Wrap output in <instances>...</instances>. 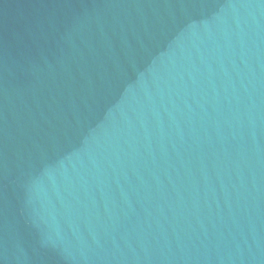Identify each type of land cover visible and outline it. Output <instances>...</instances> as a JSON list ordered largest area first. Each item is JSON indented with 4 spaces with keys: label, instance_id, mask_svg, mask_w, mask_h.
Masks as SVG:
<instances>
[{
    "label": "water",
    "instance_id": "water-1",
    "mask_svg": "<svg viewBox=\"0 0 264 264\" xmlns=\"http://www.w3.org/2000/svg\"><path fill=\"white\" fill-rule=\"evenodd\" d=\"M0 264H264V0H0Z\"/></svg>",
    "mask_w": 264,
    "mask_h": 264
}]
</instances>
